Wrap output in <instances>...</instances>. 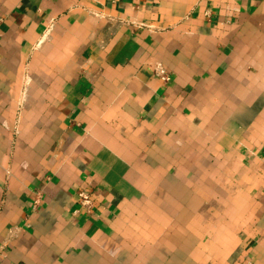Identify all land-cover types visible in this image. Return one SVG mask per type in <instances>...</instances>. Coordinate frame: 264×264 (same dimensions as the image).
<instances>
[{
	"label": "crops",
	"instance_id": "1",
	"mask_svg": "<svg viewBox=\"0 0 264 264\" xmlns=\"http://www.w3.org/2000/svg\"><path fill=\"white\" fill-rule=\"evenodd\" d=\"M0 264H264V0H0Z\"/></svg>",
	"mask_w": 264,
	"mask_h": 264
},
{
	"label": "built area",
	"instance_id": "2",
	"mask_svg": "<svg viewBox=\"0 0 264 264\" xmlns=\"http://www.w3.org/2000/svg\"><path fill=\"white\" fill-rule=\"evenodd\" d=\"M152 71L156 78L160 80V82L164 85H167L171 82V74L165 69V67L161 64L152 65ZM78 205L81 210H84L88 215L93 214L95 207V196L93 193L81 190L77 194ZM42 201L41 193H37L33 200V210L37 211L40 207Z\"/></svg>",
	"mask_w": 264,
	"mask_h": 264
}]
</instances>
